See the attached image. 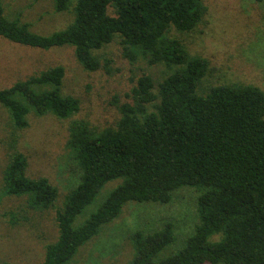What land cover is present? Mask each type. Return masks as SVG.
Returning a JSON list of instances; mask_svg holds the SVG:
<instances>
[{
  "label": "trees",
  "instance_id": "trees-1",
  "mask_svg": "<svg viewBox=\"0 0 264 264\" xmlns=\"http://www.w3.org/2000/svg\"><path fill=\"white\" fill-rule=\"evenodd\" d=\"M55 1L58 11L72 5L74 20L41 35L7 19L0 0V35L43 48L71 43L89 70L100 67L93 51L119 35L130 58L140 52L152 63L179 67L158 82L143 73L131 99L119 104L121 116L114 126L97 131L83 120L69 125L66 146L79 176L57 210L58 237L46 245L42 264H67L128 202L169 203L185 186L199 192L194 232L166 254L176 239L171 223L149 233L138 230L128 264H264V90L221 83L200 94L197 87L209 60L190 54L181 40L167 34L172 25L192 30L205 13L203 0ZM64 75L65 68L55 66L0 90L16 127L28 126L30 110L63 118L78 110V100L61 92ZM43 84L51 88H33ZM26 164L24 154L13 155L4 170L5 194L26 195L34 209L53 206L58 188L46 177L27 176ZM116 178L121 182L75 224Z\"/></svg>",
  "mask_w": 264,
  "mask_h": 264
},
{
  "label": "rangeland",
  "instance_id": "rangeland-1",
  "mask_svg": "<svg viewBox=\"0 0 264 264\" xmlns=\"http://www.w3.org/2000/svg\"><path fill=\"white\" fill-rule=\"evenodd\" d=\"M203 3L205 13L192 30L182 31L172 25L167 33L181 40L190 54L209 60L208 73L197 91L205 94L210 86L221 83L251 84L264 90V0ZM2 5L7 19L26 23L31 31L41 35L65 29L75 16L72 5L66 10H55V0H2ZM109 12L114 13L112 7ZM121 40L116 35L95 49L100 67L89 70L79 62L71 43L43 48L0 35V90L63 66L61 92L79 102L78 110L64 118L51 111L38 114L30 110L28 126L19 128L14 125L10 109L0 101V264H42L46 245L58 237L57 210L79 176L66 146L69 125L83 120L97 131L114 126L121 116L119 104L131 99V90L143 73L158 82L179 67L152 63L140 52L130 58ZM33 88L49 89L51 84ZM17 153L26 157L27 176L46 177L58 188L53 206L34 209L26 195L5 194L4 170ZM116 179L102 187L77 216L75 224H81L96 210L121 182V178ZM198 195L195 188L185 186L174 192L169 203L128 202L122 213L104 224L67 264H128L134 255V234L138 230L153 232L167 223L173 225L176 239L164 253L178 250L199 222Z\"/></svg>",
  "mask_w": 264,
  "mask_h": 264
}]
</instances>
